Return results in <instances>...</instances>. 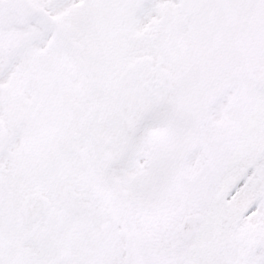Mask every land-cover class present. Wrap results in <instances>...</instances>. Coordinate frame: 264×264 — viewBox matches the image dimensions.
I'll return each instance as SVG.
<instances>
[{
	"label": "snow or ice",
	"instance_id": "6c2138e0",
	"mask_svg": "<svg viewBox=\"0 0 264 264\" xmlns=\"http://www.w3.org/2000/svg\"><path fill=\"white\" fill-rule=\"evenodd\" d=\"M0 264H264V0H0Z\"/></svg>",
	"mask_w": 264,
	"mask_h": 264
}]
</instances>
